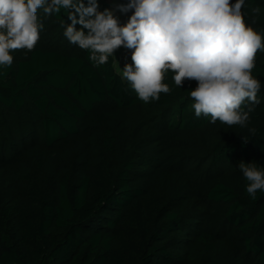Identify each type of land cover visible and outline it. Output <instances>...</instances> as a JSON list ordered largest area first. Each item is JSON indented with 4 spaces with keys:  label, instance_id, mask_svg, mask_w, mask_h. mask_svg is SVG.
<instances>
[{
    "label": "trees",
    "instance_id": "16d2710c",
    "mask_svg": "<svg viewBox=\"0 0 264 264\" xmlns=\"http://www.w3.org/2000/svg\"><path fill=\"white\" fill-rule=\"evenodd\" d=\"M242 11L264 37V0ZM37 16L35 48L0 66V264H264V191L239 168L264 169V50L260 102L229 127L196 117L195 81L168 72L145 103L68 41L67 10Z\"/></svg>",
    "mask_w": 264,
    "mask_h": 264
},
{
    "label": "clouds",
    "instance_id": "9594fccd",
    "mask_svg": "<svg viewBox=\"0 0 264 264\" xmlns=\"http://www.w3.org/2000/svg\"><path fill=\"white\" fill-rule=\"evenodd\" d=\"M244 3L128 0L118 5L120 12H131L121 24L114 10H99V0H0V66L12 65V52L35 48L43 27L38 23L39 9L46 15L65 9L71 23L64 36L89 51L96 66L106 64L121 47L131 50L122 78L141 101L168 94L170 88L163 81L172 72L179 88L186 80L196 82L189 91L196 117L243 127L260 102L261 82L252 70L256 54L264 50V37L245 22ZM253 11L258 13L259 8ZM239 168L248 181L247 193L255 199L258 190L264 191V169L243 161Z\"/></svg>",
    "mask_w": 264,
    "mask_h": 264
},
{
    "label": "rangeland",
    "instance_id": "374dc122",
    "mask_svg": "<svg viewBox=\"0 0 264 264\" xmlns=\"http://www.w3.org/2000/svg\"><path fill=\"white\" fill-rule=\"evenodd\" d=\"M111 4V9L114 10V14L119 19L120 23L123 24L127 21L125 15L118 10L119 1L118 0H109ZM114 62L116 71L122 76V69L125 64L131 63V50L124 47L119 48L114 53Z\"/></svg>",
    "mask_w": 264,
    "mask_h": 264
}]
</instances>
